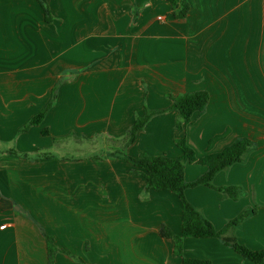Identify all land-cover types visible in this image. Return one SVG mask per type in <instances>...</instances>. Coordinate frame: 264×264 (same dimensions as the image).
<instances>
[{
    "label": "crops",
    "instance_id": "1",
    "mask_svg": "<svg viewBox=\"0 0 264 264\" xmlns=\"http://www.w3.org/2000/svg\"><path fill=\"white\" fill-rule=\"evenodd\" d=\"M184 1L190 12L176 20L166 0H46L47 22L38 0H0V146L12 144L0 152L42 151L44 129L50 135L124 134L145 105L162 110L171 104L168 94L207 91L208 106L183 132L176 127L178 112H167L155 116L131 147L180 158L175 141L185 138L194 151L205 150L204 157L252 140L256 146L243 161L212 181L216 188L237 187L238 199L204 185L185 196L217 230L245 213L226 236L264 251V0ZM54 90L57 100L44 122L20 134ZM7 156H0V227L6 225L0 264H49L45 234L71 253L59 252L54 264H80L74 257L88 264H183L174 242L160 234L164 225L182 234L176 194L147 191L145 178L133 175L116 191L114 208L91 195L81 214L59 198L28 201L35 192L17 185L24 178L8 171ZM206 172L185 164L187 182ZM183 257L256 264L214 238L185 239Z\"/></svg>",
    "mask_w": 264,
    "mask_h": 264
},
{
    "label": "trees",
    "instance_id": "2",
    "mask_svg": "<svg viewBox=\"0 0 264 264\" xmlns=\"http://www.w3.org/2000/svg\"><path fill=\"white\" fill-rule=\"evenodd\" d=\"M43 7L46 21L51 20V12L46 0H38ZM173 11V17L176 20H184L190 12V5L184 0H166ZM171 104L168 108L162 110H151L145 105L144 115L137 117L131 128L127 132V144L132 146L138 138V135L145 129L146 125L157 115L176 111L179 119L176 127L184 131V126L192 122L195 113H203L210 102V95L207 91L194 93H183L176 96L168 94L166 96ZM57 99L56 90L53 91V98L47 106L34 116L19 133H27L32 127L40 126L46 119L49 111L54 106ZM43 136H49L48 129L42 131ZM223 136H218L210 142V146L221 140ZM178 148L182 151L180 158H171L167 155H148L141 153L137 157L122 155L120 159L129 163L135 169L141 170L146 180V190H168L176 194L183 204V228L182 234L176 235L165 225L161 227L160 234L163 238L174 242V255L183 258V264H212L209 260L184 258V241L187 238H214L231 247L237 254L253 261L256 264H264V251H253L248 247L241 245L235 238L227 237L230 228L239 225L246 217L245 213L240 214L236 219L230 221L222 230H217L214 225L207 220L201 213L192 206L186 199L185 192L189 188H195L200 185L211 187L219 192H223L232 199H238L239 193L237 187H214L212 181L215 176L231 167L236 163L243 161L244 154L254 148L256 144L248 139L237 140L233 145L227 147L220 153H209L202 158L196 156V152L187 144L185 138L175 141ZM10 156L31 158L36 157L40 160H52L55 157L52 154H45L39 151L35 155L29 153H20L16 149H9L2 154ZM198 164L207 167V172L193 182H187L185 179V164ZM47 241L49 264H54L55 257L59 252L71 255L70 252L60 250L53 237L44 235ZM80 264H88L81 258L74 257Z\"/></svg>",
    "mask_w": 264,
    "mask_h": 264
},
{
    "label": "rangeland",
    "instance_id": "3",
    "mask_svg": "<svg viewBox=\"0 0 264 264\" xmlns=\"http://www.w3.org/2000/svg\"><path fill=\"white\" fill-rule=\"evenodd\" d=\"M159 59H162L161 55ZM123 62L125 63V56ZM127 132L117 135L97 133L94 136H86L82 131H74L70 135L49 133L50 136L40 137L38 143L41 148L44 147L43 153L52 154L54 159L7 156L5 157L7 168L10 173L23 176L24 182L17 184L21 190L35 192L36 195H30L28 201L42 200L49 203L51 199L59 198L60 201H64L63 207L75 204L76 210L82 214L84 202H89L88 196L92 195L93 200L98 197L105 202L107 208H114L115 194L121 189L119 188L121 184L124 186L125 181H129L133 175L138 176L136 177L138 181H142L143 177L141 170L137 171L120 159L122 155L137 157L142 151L138 146H128ZM165 132L166 137H170L167 129ZM9 145L3 144L0 148L6 149L12 144ZM17 151L27 153L19 149ZM195 151L200 158L205 152ZM189 168L194 167L189 165ZM195 168L199 170L198 167ZM187 173L192 174L190 171ZM23 186L25 188H22Z\"/></svg>",
    "mask_w": 264,
    "mask_h": 264
},
{
    "label": "built area",
    "instance_id": "4",
    "mask_svg": "<svg viewBox=\"0 0 264 264\" xmlns=\"http://www.w3.org/2000/svg\"><path fill=\"white\" fill-rule=\"evenodd\" d=\"M6 225L0 227L1 230L5 229Z\"/></svg>",
    "mask_w": 264,
    "mask_h": 264
}]
</instances>
